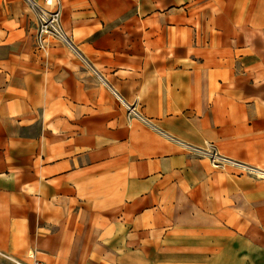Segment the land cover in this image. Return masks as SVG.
Returning a JSON list of instances; mask_svg holds the SVG:
<instances>
[{"label": "crops", "instance_id": "crops-1", "mask_svg": "<svg viewBox=\"0 0 264 264\" xmlns=\"http://www.w3.org/2000/svg\"><path fill=\"white\" fill-rule=\"evenodd\" d=\"M33 1L72 47L0 0V264H264V0Z\"/></svg>", "mask_w": 264, "mask_h": 264}, {"label": "built area", "instance_id": "built-area-1", "mask_svg": "<svg viewBox=\"0 0 264 264\" xmlns=\"http://www.w3.org/2000/svg\"><path fill=\"white\" fill-rule=\"evenodd\" d=\"M33 11L36 18V33H35V42L37 49L45 51L46 49V39L48 37L54 38L69 47H72V43L66 33L63 31L60 24V10L59 4L56 2L55 7L52 10L46 9L44 6L37 4L33 0H23ZM44 4H51V0H44ZM119 98V97H118ZM120 99V98H119ZM121 100V99H120ZM126 111L127 117H140L138 111L135 107L128 103H123ZM198 150V149H197ZM200 154L204 157H207L210 163L216 167H223L225 164H234L239 165L245 170L250 168L232 161L229 158L221 156L218 154L211 146L208 149H199ZM12 264H27L22 261L13 260ZM35 264V263H31Z\"/></svg>", "mask_w": 264, "mask_h": 264}, {"label": "rangeland", "instance_id": "rangeland-1", "mask_svg": "<svg viewBox=\"0 0 264 264\" xmlns=\"http://www.w3.org/2000/svg\"><path fill=\"white\" fill-rule=\"evenodd\" d=\"M24 2V1H23Z\"/></svg>", "mask_w": 264, "mask_h": 264}]
</instances>
